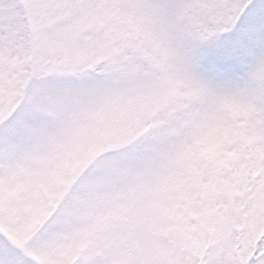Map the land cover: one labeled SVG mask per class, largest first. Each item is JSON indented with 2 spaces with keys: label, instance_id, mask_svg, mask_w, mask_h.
Segmentation results:
<instances>
[{
  "label": "snow or ice",
  "instance_id": "obj_1",
  "mask_svg": "<svg viewBox=\"0 0 264 264\" xmlns=\"http://www.w3.org/2000/svg\"><path fill=\"white\" fill-rule=\"evenodd\" d=\"M0 264H264V0H0Z\"/></svg>",
  "mask_w": 264,
  "mask_h": 264
}]
</instances>
